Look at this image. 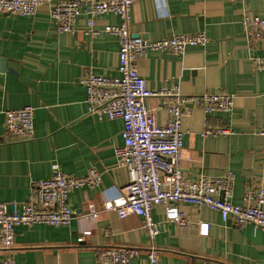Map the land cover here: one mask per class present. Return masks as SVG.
I'll return each instance as SVG.
<instances>
[{"label": "crops", "instance_id": "crops-1", "mask_svg": "<svg viewBox=\"0 0 264 264\" xmlns=\"http://www.w3.org/2000/svg\"><path fill=\"white\" fill-rule=\"evenodd\" d=\"M59 0L41 5L33 15L0 11V201H23L33 181L50 177L57 164L70 175L90 167L101 172L95 187L70 191L74 214L67 224L36 223L15 227V243L0 257L17 264H94L106 246L137 248L130 264H150L147 251L158 250V264H264V230L223 221L219 211L189 202L171 208L156 205L154 220L163 223L154 240L142 218H120L103 208L106 198L121 194L129 181L127 168L118 163L115 147L123 144V121L99 118L87 111V92L80 81L83 70L118 75L119 41L116 35L86 34L90 14L77 18L75 32L57 33L51 15ZM264 17V0H134L130 31L148 40L173 33L205 31L206 45H189L179 54L148 49L138 69L152 90L176 86L190 97L182 118L185 131L181 168L187 177L235 173L232 201L243 204L250 185H264V69L253 56L264 53V39L249 40L241 14ZM103 29L119 21L108 12L94 16ZM234 95L228 111L206 113L193 97L206 93ZM161 96L147 99L160 124L168 119ZM33 105L34 135L10 139L6 135L7 109ZM207 125L230 127L227 134H203ZM9 209L11 206L9 205ZM96 210L97 215L91 213ZM185 211L192 224L180 226L170 218ZM207 221V233L199 223ZM85 231H91L85 234Z\"/></svg>", "mask_w": 264, "mask_h": 264}, {"label": "built area", "instance_id": "built-area-1", "mask_svg": "<svg viewBox=\"0 0 264 264\" xmlns=\"http://www.w3.org/2000/svg\"><path fill=\"white\" fill-rule=\"evenodd\" d=\"M50 0H0V11L33 15L38 8ZM243 2V0H228ZM134 0H59L51 8L57 33L75 32L78 16L90 14L86 34L101 32L117 36L119 41L118 75H107L83 70L80 81L87 92V111L99 118H120L123 121L124 142L115 147L120 165L128 171L129 181L121 194L106 198L103 208L115 211L120 218L136 214L142 218L151 240L160 232L163 223L154 220L152 209L156 205L171 208L178 202H189L208 206L219 211L223 221H233L239 226L251 223L264 230V185H250L244 192L245 202L234 203L235 173L226 168L217 175L201 173L187 177L181 168L183 139L182 118L187 112L185 104L190 97L183 95L176 86L169 89L152 90L138 69V59L148 49L182 53L189 45H206L209 37L205 31L195 33H173L156 40L134 36L130 31L131 9ZM114 13L119 21L103 29L95 27L94 16ZM241 24L249 40L264 39V17L253 15L245 8ZM258 69H264V53L252 57ZM151 96H161L160 104L168 113L165 124H160L155 113L147 107ZM206 113L228 111L233 107L234 95L227 92L206 93L193 97ZM33 105L7 109L5 113L6 135L10 139H28L34 135ZM230 127L215 128L207 125L203 134H227ZM101 182V172L90 167L85 174L70 175L59 165H54L50 177L33 181L30 193L23 201L10 203L0 201V254L15 243V227L46 223L67 224L73 209L68 203L70 191L79 187H95ZM9 205L11 209H9ZM97 215L94 210L91 213ZM180 226H189L192 220L185 211H178L170 218ZM200 230L207 233L210 223L201 221ZM91 231H85L89 234ZM140 252L126 246H106L97 251L94 264H130ZM150 264H158V250L151 245L147 251ZM0 264H17L12 256L0 257ZM201 264H214L205 259Z\"/></svg>", "mask_w": 264, "mask_h": 264}, {"label": "water", "instance_id": "water-1", "mask_svg": "<svg viewBox=\"0 0 264 264\" xmlns=\"http://www.w3.org/2000/svg\"><path fill=\"white\" fill-rule=\"evenodd\" d=\"M134 36H138L137 34H134Z\"/></svg>", "mask_w": 264, "mask_h": 264}]
</instances>
